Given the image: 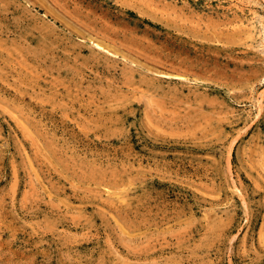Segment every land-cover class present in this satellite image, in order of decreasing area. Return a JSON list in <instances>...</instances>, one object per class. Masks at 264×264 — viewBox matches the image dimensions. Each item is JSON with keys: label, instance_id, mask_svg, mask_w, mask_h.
Listing matches in <instances>:
<instances>
[{"label": "rangeland", "instance_id": "obj_1", "mask_svg": "<svg viewBox=\"0 0 264 264\" xmlns=\"http://www.w3.org/2000/svg\"><path fill=\"white\" fill-rule=\"evenodd\" d=\"M0 264H264V0H0Z\"/></svg>", "mask_w": 264, "mask_h": 264}]
</instances>
